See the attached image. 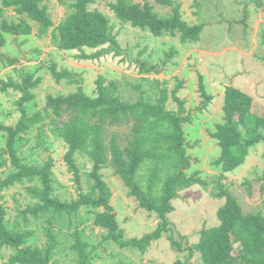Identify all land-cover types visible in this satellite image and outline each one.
<instances>
[{"label":"rangeland","instance_id":"obj_1","mask_svg":"<svg viewBox=\"0 0 264 264\" xmlns=\"http://www.w3.org/2000/svg\"><path fill=\"white\" fill-rule=\"evenodd\" d=\"M113 1L95 0L90 9L100 10L108 16L119 53L115 51L116 46L105 44L101 48L106 53L98 59L78 60L75 55L79 52L59 50L50 36L38 38L35 27L32 34L17 37L20 46L14 43L15 36L6 33V44L1 52L13 64L1 66L0 85L9 78L19 81L15 67L34 72V79L41 78L37 87L31 89L33 100L25 103L28 115H32L36 110H43L49 94L66 95L81 86L88 95L96 96V82L100 76L106 80L105 84L115 82L124 98L132 101L139 95L134 85L141 84V89L147 91L146 95L152 100L158 95V87H166L170 95L166 106L177 111L178 103L171 96V90L183 80L176 95L184 101L185 114L191 115V120L184 124V146L189 157L186 172L198 171L199 176L206 179V185L197 184L179 191L178 196L170 201L173 211L164 220L142 207L113 169L104 168L101 173L112 192L109 203L123 232L122 238L105 240L107 230L94 225L95 214L105 208L84 206L71 216L67 213L56 216L51 212L38 218L30 215L27 226H21L22 230L34 232L25 245L38 248L47 245V233L51 229L59 241L52 256L57 264H77V254L72 248L76 243L75 232L88 242L86 251H92L88 264H202L201 254L195 251L190 255V247L198 243L203 227L220 223L217 211L226 201L225 196H215L220 192V185L236 197L244 213L264 216V141L248 150L244 163L235 171L220 178L221 168L214 164L219 156L218 143L209 135V131L216 130L217 123L224 122L223 107L228 87L252 97V111L264 113V0H179L182 20L192 26H202L195 41L189 37L181 40L179 33L155 37L149 30L121 22L108 7ZM46 4L54 23L58 24L67 8L60 0H46ZM155 10L164 16L171 13L170 8L161 5H156ZM8 13L12 19L14 13ZM99 49H86V52L94 53ZM137 62L149 64L151 71L140 72ZM54 64L56 71L66 68L73 72L78 82L68 78L57 82L52 76ZM153 79L156 80L155 86L151 83ZM201 82L208 98L201 94ZM19 96L20 93L13 89L0 91V124L17 123L20 111L14 101ZM40 125L36 124L30 130L26 136L29 142L20 148L19 154L30 164L43 162L48 155L51 156L54 163L53 195L61 201L78 200L81 194L91 190L87 179V173L93 168L91 160L85 154L76 155L80 176L76 181L64 161L65 143L50 132L48 125L41 134L37 131ZM0 146H4L1 131ZM8 166L0 168V181L11 171ZM0 202L7 208L6 223L12 227L20 210L34 200L23 185L15 184L8 188L0 186ZM49 218L52 223L47 221ZM159 226L165 229L159 237L151 240L145 252L123 243L130 238L140 239ZM176 242L181 248L174 244ZM234 246L233 253L237 254L239 243ZM13 254L14 249L2 248L0 264H10Z\"/></svg>","mask_w":264,"mask_h":264},{"label":"trees","instance_id":"obj_2","mask_svg":"<svg viewBox=\"0 0 264 264\" xmlns=\"http://www.w3.org/2000/svg\"><path fill=\"white\" fill-rule=\"evenodd\" d=\"M60 2L67 10L64 18L55 24L47 11L46 0H0V69L13 64L1 52L6 44L4 34L15 36L14 43L20 46L17 37L32 34L34 27L38 38L50 36L59 50L79 52L75 55L78 60L98 59L106 53L101 48L105 44L116 46L115 51L119 53L108 16L100 10L90 9L95 0ZM156 5L170 8L171 13L167 16L159 14ZM108 7L121 22L149 30L155 37L179 33L181 40L189 37L195 41L197 32L202 29L201 25L192 26L182 20L179 0H115L109 2ZM8 12H13L15 19H10ZM98 48L94 53L86 52V49ZM173 52L171 49L170 54ZM136 64L142 73L151 71L147 63ZM14 69L19 81L9 78L0 85L1 92L13 89L20 93L14 101L20 111L19 120L15 125L0 124L1 139H4V146H0V168L9 164L11 169L0 181V186L23 185L34 202L20 210L12 227L6 223L7 208L0 202V250L5 247L15 250L10 264H57L52 256L59 241L51 229H48L47 245L41 248L25 245L34 234L33 230L21 229V226H27L30 215L38 218L51 212L56 216L63 213L71 216L84 206L104 207L105 211L95 214L94 225L107 230L105 240L117 241L123 237L109 203L112 192L103 180L101 170L104 168L113 169L129 188V194L135 196L146 210L164 220L173 211L170 201L178 196L179 191L197 184L206 185V179L199 176L198 171L186 172L189 157L184 146V124L191 120V115L185 114L184 101L176 95L183 80L171 90V96L178 103L177 111L166 106L170 96L166 87H158V95L152 100L146 95L147 91L141 89V84L134 85L139 95L132 101L124 98L115 82L105 84L106 80L100 76L96 82V96L88 95L81 86L66 95L49 94L43 110L28 115L25 103L33 100L31 89L37 87L41 78L34 79V72L24 68ZM51 70L57 82L63 78L78 82L73 72L66 68L56 71L54 64ZM151 81L155 86L156 80ZM200 84L201 94L205 96V85ZM253 103L254 99L239 89L227 88L224 122L217 123L215 131H209L219 147L214 164L221 168L220 178L235 171L244 163L248 150L264 141V113L252 111ZM40 123L37 131L42 134L48 125L50 132L65 143L64 161L76 181L80 179L76 155H87L93 164L91 172L87 173L91 190L81 194L78 200L61 201L53 195L54 163L51 156L48 155L43 162L30 164L19 154L20 148L29 142L26 136L30 130ZM215 196L226 197L217 211L220 223L201 229L198 243L190 247V255L198 251L202 264H264V216L244 213L236 197L222 185ZM47 221L52 223L51 218ZM162 229L165 227L159 226L140 239L130 238L123 243L145 252L151 240L161 235ZM74 235L76 243L72 248L77 254V264H88L92 252L85 249L88 242L80 238L78 232ZM237 242L238 253L234 254ZM174 244L181 248L180 243Z\"/></svg>","mask_w":264,"mask_h":264}]
</instances>
